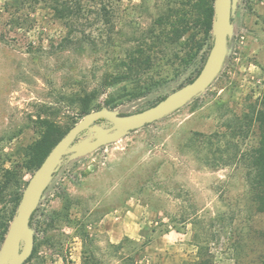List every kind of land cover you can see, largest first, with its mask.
<instances>
[{"label":"rangeland","instance_id":"374dc122","mask_svg":"<svg viewBox=\"0 0 264 264\" xmlns=\"http://www.w3.org/2000/svg\"><path fill=\"white\" fill-rule=\"evenodd\" d=\"M167 3L122 0L115 8L121 33L112 45L93 47L65 44L64 25L46 7L0 0V262L11 252L7 233L35 171L30 146L44 124L65 130L80 121L81 98L94 89L88 112L130 89L129 82L104 89L103 77ZM228 47L219 75L186 105L64 160L34 213L35 249L24 264H81L80 221L105 264H128L131 256L138 264H190L199 247L208 248L215 264H262L264 212H255L243 162L225 164L218 152L242 153L258 142L257 125L248 127L241 118L264 97V0H234ZM205 50L178 72L179 60H162L152 74L167 78L142 97L116 98L114 109L129 114L156 104L196 77ZM185 51L178 44L172 54L182 57ZM199 132L211 134L206 146ZM96 134L84 131L77 142ZM121 225L147 233L118 238Z\"/></svg>","mask_w":264,"mask_h":264},{"label":"trees","instance_id":"16d2710c","mask_svg":"<svg viewBox=\"0 0 264 264\" xmlns=\"http://www.w3.org/2000/svg\"><path fill=\"white\" fill-rule=\"evenodd\" d=\"M20 2L32 8L44 6L49 9L53 17L61 21L66 29L63 38L65 44L96 47L100 43L109 46L115 41V36L121 33L119 27L121 25H118L119 21L115 17V8L122 0H20ZM214 4L215 0H171V3H167L166 9L146 27L144 34L123 51L121 57L113 65V69L105 73L102 81L104 89L122 82H129L132 86L130 89L125 88L124 93L116 97L108 95L104 106L114 109L117 104L116 98L123 96L139 98L149 93L154 85L167 78L166 74L156 80L152 74L153 68L160 67L159 64L162 60H179V64L175 68L178 72L182 66L188 65L197 57L205 45L204 52L207 53L212 44ZM190 30L191 32H189ZM178 44L186 45V51L182 57L172 54L173 48ZM97 92L94 89L81 98V113L88 112V106ZM241 121L248 127H251L252 124L257 125V145L242 153H239V149L236 148L231 155H225V157L223 150H219L218 154L225 164L230 160L243 162L244 178L255 212L263 213L264 97L258 105L254 103L249 106V112L243 115ZM44 126L45 131L41 138L30 146L35 169L70 128L60 129L53 123H45ZM195 135L205 146L209 144L211 134L206 135L199 132ZM209 153L208 150H205L202 157L206 165L209 164ZM1 189L2 187H0V192ZM33 220L34 215L31 218V225H33ZM76 230L83 243L81 264H105L92 246L94 236L85 229L81 221ZM176 230L178 231V229ZM111 246L120 248L121 244H111ZM199 248L198 259L190 264H215L208 248ZM128 259V264H138L134 256ZM262 264H264V259Z\"/></svg>","mask_w":264,"mask_h":264},{"label":"water","instance_id":"95a60500","mask_svg":"<svg viewBox=\"0 0 264 264\" xmlns=\"http://www.w3.org/2000/svg\"><path fill=\"white\" fill-rule=\"evenodd\" d=\"M233 5L234 0H215L212 44L194 79L167 94L156 104L134 113L120 114L106 106L89 111L55 143L26 183L7 233L6 244L11 252L0 264H24L32 256L35 230L31 225V218L67 157L73 159L82 152L95 150L108 141L124 137L131 131L170 115L212 84L221 72L228 54ZM100 121H106L110 125L103 127L99 124ZM87 130H95V138L77 142L78 136Z\"/></svg>","mask_w":264,"mask_h":264},{"label":"crops","instance_id":"0c3cea01","mask_svg":"<svg viewBox=\"0 0 264 264\" xmlns=\"http://www.w3.org/2000/svg\"><path fill=\"white\" fill-rule=\"evenodd\" d=\"M121 223V222H120ZM123 224V223H122ZM131 228V226H125V230H123L122 229V225H121V227H120V235H118V238H121L124 234L126 235V236H130V237H132L133 236V238H138V237H142V236H144L147 232H145V231H140V230H135V229H133V230H131L130 229ZM173 231H168L167 233H164L162 236H159V238H157L156 239V243L159 241V240H161L162 238H163V236H164V238L168 235V234H171ZM174 232H176V234H179L180 235V233L179 232H177V231H174ZM177 245H184V243H181V241L180 240H177Z\"/></svg>","mask_w":264,"mask_h":264}]
</instances>
